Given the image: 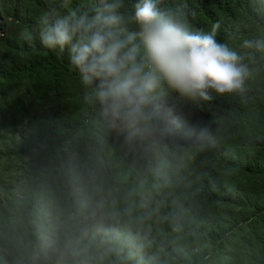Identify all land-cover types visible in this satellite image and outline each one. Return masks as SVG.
Wrapping results in <instances>:
<instances>
[{
	"label": "trees",
	"instance_id": "1",
	"mask_svg": "<svg viewBox=\"0 0 264 264\" xmlns=\"http://www.w3.org/2000/svg\"><path fill=\"white\" fill-rule=\"evenodd\" d=\"M93 2L0 0V264H264V54L243 93L167 89L132 147L38 39L45 13ZM159 6L195 30L219 21L237 51L264 37V0Z\"/></svg>",
	"mask_w": 264,
	"mask_h": 264
},
{
	"label": "clouds",
	"instance_id": "2",
	"mask_svg": "<svg viewBox=\"0 0 264 264\" xmlns=\"http://www.w3.org/2000/svg\"><path fill=\"white\" fill-rule=\"evenodd\" d=\"M159 5L160 0H135L125 11V0H94L39 20L41 45L68 52L83 100L98 103L108 126L126 130L132 147L154 130L167 89L204 100L212 91L243 93L252 61L264 54V37L243 38L237 51L217 39L219 21L211 31L195 30Z\"/></svg>",
	"mask_w": 264,
	"mask_h": 264
},
{
	"label": "bare ground",
	"instance_id": "3",
	"mask_svg": "<svg viewBox=\"0 0 264 264\" xmlns=\"http://www.w3.org/2000/svg\"><path fill=\"white\" fill-rule=\"evenodd\" d=\"M56 97H57V95H56ZM20 196V195H19ZM7 258V257H6ZM8 260V259H7Z\"/></svg>",
	"mask_w": 264,
	"mask_h": 264
}]
</instances>
